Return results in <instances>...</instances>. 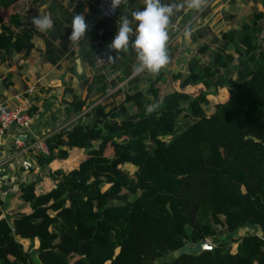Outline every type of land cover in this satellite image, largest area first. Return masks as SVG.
<instances>
[{"label":"trees","instance_id":"obj_1","mask_svg":"<svg viewBox=\"0 0 264 264\" xmlns=\"http://www.w3.org/2000/svg\"><path fill=\"white\" fill-rule=\"evenodd\" d=\"M18 1L0 0V49L28 56L34 30L2 12ZM116 18L94 29L111 37ZM219 33L216 48L202 44L172 74L167 94L163 71L126 69L109 82L120 67L115 51L110 68L81 74L87 92L73 109L94 117L52 132L50 152L38 155L47 173L0 195V264H264V8ZM123 81L117 100L107 89ZM221 87L230 91L224 100ZM203 240L213 247L170 256Z\"/></svg>","mask_w":264,"mask_h":264},{"label":"crops","instance_id":"obj_2","mask_svg":"<svg viewBox=\"0 0 264 264\" xmlns=\"http://www.w3.org/2000/svg\"><path fill=\"white\" fill-rule=\"evenodd\" d=\"M96 2L97 0H20L15 5L2 9L6 16L18 12V18L24 26L34 30V47L28 56L21 52L0 49V101L9 107H15L29 97L31 101L29 111L33 116L30 128L25 129L12 124L0 134L2 200L8 199L11 192L22 184L41 177L48 171L46 166L38 162V154L34 149H17L15 140L21 139L27 143L35 135H50L78 116V114L74 115L73 108L78 106L76 104L79 103L80 96L87 92V89L81 86L80 76L83 73L85 76H92L97 72L92 65V55L90 56L87 50H92L91 45L101 42L108 46L118 31L119 17L122 14L130 15L133 10H142L145 6L144 0H129V6L125 8L123 5L119 11V16L115 20L116 33L113 36L105 38L107 33L94 29L87 31L85 38L78 43H72L69 37L72 32V18L75 15H85L87 22L91 18L97 23L102 20L96 9ZM162 2L172 4L181 0H162ZM263 8L264 0H208L203 11L197 12L185 8L175 15L172 18L175 27L170 31L168 46L171 61L162 70L164 79L160 83L165 80L167 71H170L171 80L176 85L172 74L187 70L192 56L202 53L200 51L202 44L208 43L210 46L217 44L213 42L220 35L219 32L240 27L243 22L252 19L254 11ZM39 14L49 15L53 19V29L48 32H39L35 29L31 20ZM186 26L193 29L192 35L188 38L184 36ZM11 27L16 28L13 25ZM53 32L59 34V38L52 39L50 35ZM49 39L53 40V52L46 49V42ZM61 39L67 44V49L61 45ZM56 58L55 62L50 60ZM178 61L182 62L181 65L175 64ZM137 63L136 52L130 48L128 52L122 53L120 67L113 75L121 76L126 69H129L132 70L133 76L135 75L133 67ZM33 86L35 90L29 92V88ZM126 87L127 85L122 88ZM69 160L77 159H57L53 162L52 169L67 166L66 162ZM49 184L50 180L47 178L41 187L46 188Z\"/></svg>","mask_w":264,"mask_h":264},{"label":"clouds","instance_id":"obj_3","mask_svg":"<svg viewBox=\"0 0 264 264\" xmlns=\"http://www.w3.org/2000/svg\"><path fill=\"white\" fill-rule=\"evenodd\" d=\"M207 4L208 0H181L172 4L163 3L162 0H144L145 6L142 10H133L130 15L122 14L119 17L118 31L108 48L117 53H126L130 48L134 49L138 61L133 67L134 73L140 75L148 72L159 75L171 61L168 46L170 31L175 27L172 18L185 8L197 12L203 11ZM121 5L128 7L129 0H111L110 9L115 13ZM31 23L39 32H48L54 26L53 19L44 14L34 16ZM71 27L69 40L78 43L85 38L89 23L85 15L77 14L72 18ZM192 32L193 29L186 26L184 36L188 38ZM116 57L109 56V62L114 61ZM145 107L146 114L150 115L159 109L160 103L156 102Z\"/></svg>","mask_w":264,"mask_h":264},{"label":"built area","instance_id":"obj_4","mask_svg":"<svg viewBox=\"0 0 264 264\" xmlns=\"http://www.w3.org/2000/svg\"><path fill=\"white\" fill-rule=\"evenodd\" d=\"M111 0H98L95 3L96 9L99 12L100 18H109L115 19L121 9L122 5L116 9L115 13H113L110 9ZM89 30L94 29L96 25V20L91 18L88 20ZM113 56V50H110L108 46H101L97 44L94 47V51L92 54V65L96 71H105L110 68L113 64L109 62L108 57ZM121 83V84H120ZM117 86L122 87V82H120ZM35 90V86L29 88V92H33ZM108 94L114 92V88H108ZM31 105V101L29 97L25 98L22 103L15 107H9L4 102L0 101V134L4 133L12 124H16L22 128H30L33 122V116L30 114L29 107ZM49 135L47 134H38L35 135L34 138L30 142H24L21 139L15 140V147L18 149H34L36 154H48L50 152L49 145L47 142V138ZM17 155V154H16Z\"/></svg>","mask_w":264,"mask_h":264},{"label":"rangeland","instance_id":"obj_5","mask_svg":"<svg viewBox=\"0 0 264 264\" xmlns=\"http://www.w3.org/2000/svg\"><path fill=\"white\" fill-rule=\"evenodd\" d=\"M217 45H219V43L214 44V45H211V47H215V48H216ZM180 63H182V62L178 61V62L175 63V64H177V65H181ZM106 72H107V71H106ZM165 77H166L165 80H163V82L159 84L160 92H161L162 94H167V93L173 91V90L176 88V85L173 84V82H172V80H171V77H170V71H167V75H166ZM113 80H115V76H114V75L109 77V82H112ZM119 83H120V82H119ZM123 83H124V82H122V87H123ZM120 84H121V83H120ZM122 87H120V88H122ZM110 88H111V87H110ZM117 89H118V88L115 87V88H114V92L111 93V94L114 95V96L116 97L117 100H120V99H122V97L124 96V91H125V89L122 88V91H121L120 93H118L117 95H115V92H116ZM229 94H230V91H229V89H228L227 87H221V88H220L219 97H220L221 99H223V100L226 99V98L229 96ZM77 114H78V113H76V112L74 113V115H77ZM86 117H94V113H92L91 110H87V111H85V112L79 113L78 116H77L76 118H78V119H80V120H85ZM76 118H75V119H76ZM73 120H74V119H73ZM70 123H71V122H70ZM70 123H68V124H70ZM77 162H78L77 160H72V161L69 160V161L66 162V165H67V166H71V165L76 164ZM11 193H12V192H11ZM59 264H62L61 260L59 261Z\"/></svg>","mask_w":264,"mask_h":264},{"label":"water","instance_id":"obj_6","mask_svg":"<svg viewBox=\"0 0 264 264\" xmlns=\"http://www.w3.org/2000/svg\"><path fill=\"white\" fill-rule=\"evenodd\" d=\"M213 247L212 243L208 240L199 241L195 244L186 243L184 246L179 248L170 254L171 257H178L184 253L198 254L204 249H211Z\"/></svg>","mask_w":264,"mask_h":264}]
</instances>
